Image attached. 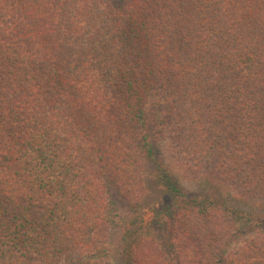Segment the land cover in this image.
I'll return each instance as SVG.
<instances>
[{
    "label": "trees",
    "instance_id": "obj_1",
    "mask_svg": "<svg viewBox=\"0 0 264 264\" xmlns=\"http://www.w3.org/2000/svg\"><path fill=\"white\" fill-rule=\"evenodd\" d=\"M116 232L264 264V0H0V264H116Z\"/></svg>",
    "mask_w": 264,
    "mask_h": 264
},
{
    "label": "rangeland",
    "instance_id": "obj_2",
    "mask_svg": "<svg viewBox=\"0 0 264 264\" xmlns=\"http://www.w3.org/2000/svg\"><path fill=\"white\" fill-rule=\"evenodd\" d=\"M152 176H150V179H147V192H146V201H143V203L139 207L138 214H141L143 211V207H145L148 203L151 205V208L153 209V206L157 204V202H161L163 200V196L166 193L165 186L158 180L157 177L153 174V171L150 172ZM184 186L188 191H192V180L190 179H183ZM196 188V186L194 187ZM150 209V208H149ZM117 211L119 213L118 220V228L122 229L124 228L126 231L128 229L129 235L130 232L135 231L137 226L141 222V216H139V219L135 216L134 212L128 205V202L123 198H119V207L117 208ZM119 231V229H117ZM123 232V231H122ZM122 238V233L116 232L115 234V242L114 251L116 252V256L114 258V262L116 264H123V256L121 249L125 244L120 243Z\"/></svg>",
    "mask_w": 264,
    "mask_h": 264
}]
</instances>
